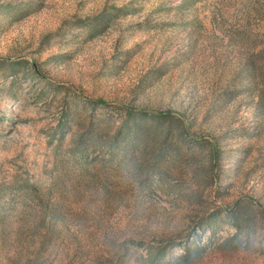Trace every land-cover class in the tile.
<instances>
[{
    "label": "rangeland",
    "instance_id": "obj_1",
    "mask_svg": "<svg viewBox=\"0 0 264 264\" xmlns=\"http://www.w3.org/2000/svg\"><path fill=\"white\" fill-rule=\"evenodd\" d=\"M127 109L174 159L90 145ZM0 213V264H264V0H0Z\"/></svg>",
    "mask_w": 264,
    "mask_h": 264
},
{
    "label": "trees",
    "instance_id": "obj_2",
    "mask_svg": "<svg viewBox=\"0 0 264 264\" xmlns=\"http://www.w3.org/2000/svg\"><path fill=\"white\" fill-rule=\"evenodd\" d=\"M123 115L124 118L120 126L117 128L113 138H109L106 142H102L96 138V134H92V136L89 138L90 145L93 147L104 146L111 150V152H114V149H120V153H122V160L120 158V161L124 166L127 165L125 164L126 162L124 160V155H127V151L129 149L140 151L142 154H146V156L149 154H157V157H163V155H167L172 157L171 159L175 158L176 150L166 146L167 137L172 132L171 118L169 114H146L142 111L133 112L127 109ZM102 128L104 127H101L100 129ZM192 143L194 149H202L200 144L195 143V141ZM78 146L79 143H75L71 147L75 150ZM74 150H71V157L73 159H75L76 155ZM208 150L213 158L218 156V153L212 146H210ZM80 159H82L84 171L95 164L94 160L91 158L88 160L84 156L80 155ZM128 167L134 170L133 164ZM44 218H42L43 222ZM1 219L4 221L3 214L0 213V220ZM22 227H26V223H23ZM36 231L39 232L38 230ZM37 234L39 236L41 235L39 233ZM196 251L197 250H195L194 253H196ZM191 253L193 252H189L187 249L183 250V256H181L180 260L187 261V263H189V259L191 261L192 258H197L198 252L197 254H194V256ZM164 255V250H158L157 252L150 254L149 258L152 259V264H162Z\"/></svg>",
    "mask_w": 264,
    "mask_h": 264
}]
</instances>
